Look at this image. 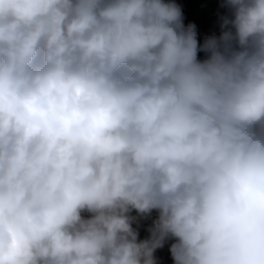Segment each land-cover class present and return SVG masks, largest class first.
<instances>
[{
    "label": "clouds",
    "instance_id": "clouds-1",
    "mask_svg": "<svg viewBox=\"0 0 264 264\" xmlns=\"http://www.w3.org/2000/svg\"><path fill=\"white\" fill-rule=\"evenodd\" d=\"M221 7L0 0V264H264V0Z\"/></svg>",
    "mask_w": 264,
    "mask_h": 264
},
{
    "label": "rangeland",
    "instance_id": "rangeland-1",
    "mask_svg": "<svg viewBox=\"0 0 264 264\" xmlns=\"http://www.w3.org/2000/svg\"><path fill=\"white\" fill-rule=\"evenodd\" d=\"M183 12L184 24L194 23L197 37L220 33V17L226 9L221 7V0H172Z\"/></svg>",
    "mask_w": 264,
    "mask_h": 264
},
{
    "label": "crops",
    "instance_id": "crops-1",
    "mask_svg": "<svg viewBox=\"0 0 264 264\" xmlns=\"http://www.w3.org/2000/svg\"><path fill=\"white\" fill-rule=\"evenodd\" d=\"M220 33H215L212 35H219ZM211 34L208 35H203L200 36V38L198 39V41L200 43L203 42L204 38L206 36H212ZM205 56V54L203 52L198 53V57L203 59ZM133 215H135V213H133ZM155 215V213H153V216ZM150 220L148 221H142L141 222V227H140V239H144L145 237H147L148 233L146 231L147 226L150 224ZM170 243L171 241H169L168 243L165 244V246L161 249H158L155 253L156 259H157V264H173V260L171 258V254L169 251V247H170Z\"/></svg>",
    "mask_w": 264,
    "mask_h": 264
}]
</instances>
